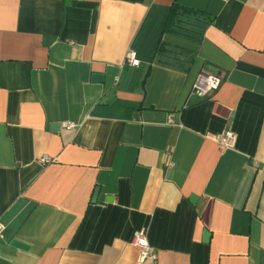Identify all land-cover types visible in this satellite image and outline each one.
I'll list each match as a JSON object with an SVG mask.
<instances>
[{
  "label": "crops",
  "instance_id": "1",
  "mask_svg": "<svg viewBox=\"0 0 264 264\" xmlns=\"http://www.w3.org/2000/svg\"><path fill=\"white\" fill-rule=\"evenodd\" d=\"M174 3L203 35L126 62ZM0 223V264H146L141 228L157 264H264V0H0Z\"/></svg>",
  "mask_w": 264,
  "mask_h": 264
},
{
  "label": "trees",
  "instance_id": "2",
  "mask_svg": "<svg viewBox=\"0 0 264 264\" xmlns=\"http://www.w3.org/2000/svg\"><path fill=\"white\" fill-rule=\"evenodd\" d=\"M193 10L185 8L178 3L170 7H154L146 17L134 42L133 49L137 52L140 60L154 61L167 52V45L163 42L162 36L167 31H177L178 23L194 16L197 21L201 20L202 28L200 35H203L204 29L208 23L212 22L209 16L195 14ZM153 16V18H152ZM151 20L153 22L151 23ZM188 36L190 33L186 32ZM196 33L192 35L195 36Z\"/></svg>",
  "mask_w": 264,
  "mask_h": 264
},
{
  "label": "built area",
  "instance_id": "3",
  "mask_svg": "<svg viewBox=\"0 0 264 264\" xmlns=\"http://www.w3.org/2000/svg\"><path fill=\"white\" fill-rule=\"evenodd\" d=\"M126 62L132 66H139L141 61L134 49H129L125 55ZM221 77L216 73H207L201 71L198 73L192 88L191 94L198 97H206L217 90L221 84ZM173 120H171L172 122ZM68 127H73V124H66ZM215 140L221 149L234 148L236 145V133L230 129L224 130L215 135ZM44 163H49L52 159L49 156H44L41 160ZM4 226L0 223V235H3ZM130 242L138 248V261L146 264H157L158 254L151 246L147 229L141 228L133 231Z\"/></svg>",
  "mask_w": 264,
  "mask_h": 264
},
{
  "label": "water",
  "instance_id": "4",
  "mask_svg": "<svg viewBox=\"0 0 264 264\" xmlns=\"http://www.w3.org/2000/svg\"><path fill=\"white\" fill-rule=\"evenodd\" d=\"M93 79L94 80H100V79H102V76L101 75H95L93 77ZM98 191H99V189L97 188L95 193H94V198H93L94 200L96 199V197L98 195ZM11 244L16 246V247H18V248L24 249V250H28L29 249V245L28 244H26V243H24V242H22L20 240H17V239H13L11 241Z\"/></svg>",
  "mask_w": 264,
  "mask_h": 264
}]
</instances>
